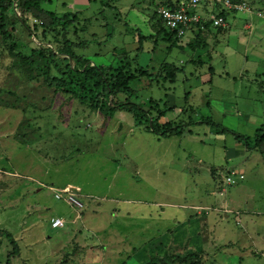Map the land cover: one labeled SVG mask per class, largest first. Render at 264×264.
<instances>
[{"label": "rangeland", "instance_id": "rangeland-1", "mask_svg": "<svg viewBox=\"0 0 264 264\" xmlns=\"http://www.w3.org/2000/svg\"><path fill=\"white\" fill-rule=\"evenodd\" d=\"M244 1L254 12L264 14V0ZM61 2L70 5L72 11L82 13L84 24H77L76 29L75 18L65 36L73 43H76V30L86 26L85 19L95 14L103 19L102 29L107 34L113 29H125L127 34L113 33L107 44H95L94 48L98 47L100 52L123 48L129 43L128 32L134 27L143 33L147 29L127 6L137 9L144 2L151 15L161 5L158 0H117L107 7L99 0H50V8L59 12ZM17 12L5 13L4 33L0 31V231L11 235L18 250L17 257L10 259L9 264H123L127 261L126 264H138L141 259L160 256L158 243L164 245L165 239L169 242L174 234L169 227L178 221L180 213L188 219L195 217L189 207L203 205L195 199L198 193L213 187L210 178L215 172V190L212 189L215 199L205 204L210 214L232 192L243 193L246 189L254 195V201L248 205L256 203V209L264 212V144L257 151L244 152L240 148L235 152L234 158L247 166L244 180L218 197L225 170L231 166L224 162L223 151L236 143L231 135H215L214 128L201 124L189 127L192 136L164 140L143 131L147 117L134 121L123 112L106 117L93 108L79 105L71 96L56 90L52 81L42 78L46 70L48 76L58 77V70L64 71L67 65L64 57L56 54L62 45L60 30L41 36L40 29L32 27L30 16ZM20 16L28 31L18 23ZM228 17L240 18V22L248 19L247 23L252 25L249 28H244V24L236 28L231 18L227 20L228 31H236V38L245 40L246 44L236 43L235 38L228 39L221 46V57L213 58L216 72L212 83L208 81L204 89L193 92L191 87L199 82L193 74L188 83L174 87L172 99L182 103L190 92L187 114L182 116H190L191 122L209 119L252 143L256 126L254 120L245 121V117H260L264 123V97L260 96L264 83L259 86L260 77L254 79L249 73L257 68L264 70V20L250 14ZM254 22L259 23L257 31H254L257 25ZM40 52L56 55L46 64ZM182 59L185 56L177 54V60ZM184 70L188 71V67ZM70 76L75 80L74 75ZM246 78L251 79L259 93L250 105L243 97L248 88H238ZM140 79L137 77L129 87L136 94L137 104L154 118L165 109L159 111L154 107L153 103L159 100L157 94L151 85L147 91L146 82ZM195 92L199 93L193 101L191 96ZM117 98L122 101L125 96ZM236 110L240 113L237 116ZM164 118L159 119V124L180 123L174 111ZM63 183L76 187L79 195H90L85 196L88 201L85 205L82 203L83 209L75 210L52 198L47 188ZM78 199L84 201L81 197ZM163 204L174 208L166 209ZM224 210L221 212L226 214ZM158 212L172 215L164 214L161 221L153 219ZM221 212L210 222V232L202 230L200 239L192 236V232L187 245L198 240L201 244H215L217 249L211 255L217 250L222 253L220 264H264V222L258 229L247 227L244 238V231L240 230L244 228L243 219L239 228L233 222V215L222 220ZM227 212L232 213L228 209ZM76 213L80 217L71 224ZM143 213L153 215L148 219ZM50 217H61L66 226L51 230ZM196 224L190 226L196 227ZM163 228H169L170 233L162 231ZM174 236L178 239V235ZM249 239L256 244L252 245ZM10 250L0 237V264H5ZM190 250L187 253L197 252L192 244ZM206 264L212 263L207 260Z\"/></svg>", "mask_w": 264, "mask_h": 264}, {"label": "crops", "instance_id": "crops-1", "mask_svg": "<svg viewBox=\"0 0 264 264\" xmlns=\"http://www.w3.org/2000/svg\"><path fill=\"white\" fill-rule=\"evenodd\" d=\"M47 1L48 2L46 3L49 4L47 6H46V3H43V2L40 3L39 5L40 10L45 11V12L55 13L57 15H61L64 13H70V14L75 15L76 16V29H77V24L79 25L82 23L83 17H82V13H80L79 10L72 11L71 9L72 7L70 5L68 4L66 5L64 2H61L58 5L60 8L59 12H57V10H53L50 8L52 5L50 4V0H47ZM99 1L102 6L107 7L109 4L115 3L117 0H99ZM158 1L161 3H164V2L173 3L174 2L171 0H158ZM140 4H141L140 7L138 6L137 9H135L132 6L130 7L127 6V9L133 12L134 16L138 18L139 23L147 27L144 33L137 32L136 29H134L135 28L134 27L133 29H131V32H128L129 36L127 37V40H129V43H125L123 48H120V49L111 48V49H108V51L106 52H100L98 47L94 48L95 44L97 43L107 44L106 42L109 39L110 40L112 39L113 33H117L118 35H121V34L125 35L127 33L125 32V29L121 27L117 29L116 31L113 29L112 32L107 34L106 31L102 29L105 25L103 19L99 18L98 15L95 14L91 18L85 19L86 26H82L81 29L76 30V42L86 43V47L84 49H76V56L81 57V59L86 60L87 62H89L91 66H95V67H102V68L112 67L116 69L118 67L123 66L126 70H128L131 73L135 69L145 72L146 75L149 76V78L141 77L140 80L146 82V87L148 88L147 91H149L150 85H151V87L156 92L157 95L155 96L159 99L158 102L155 103L157 106V110L162 111L163 109H165L163 110L164 113L166 112L164 114V117L167 114H172V112L174 111L176 112L177 116H179L180 118V120L178 121L182 123H186L188 120H191V117L190 116L186 117L182 115L187 114V111H185V109L187 105L186 102H188V99L190 98V95H189L190 92L189 93L187 92V97H183V100L181 103L178 101V99H175V100L172 99L173 93H174V87H176L177 85H181V84L185 85L186 83H188L187 81H190V78L193 76V74H195L196 76L194 79L199 80V82L194 84L193 87H191L193 89V92L198 91L200 89H204L205 83H207L208 81H210V84L212 83L214 72H216L214 68L215 62H213V58L221 57V54H222L221 46L226 44V41L228 39H232V38H235L236 43H239L241 45L246 44V41L245 40L239 41L236 38V34H235L236 31L234 32L228 31L229 23H227L228 27L224 28L223 30L215 31V30L207 29L205 33L199 34L196 37H193L192 35H188L186 46L179 47L175 43L172 44V40L168 41V39L163 37V35L158 32L159 25L156 22V18L153 16V14H151L152 16L149 15L148 6L146 3L143 2ZM56 9H57V6H56ZM230 15L231 14H229L228 16ZM237 16L238 15H236V17ZM229 18H231L232 21L235 22L236 28L241 27V25L243 24L245 25L244 28H249L250 26H252L247 23L248 19L246 18L241 19L242 21L240 22L239 20L240 18L227 17L226 21ZM82 24H84V22ZM121 24L122 26H124V23L121 22ZM126 25L127 24H125V26ZM254 25H255L254 31H257V26L259 25V23L254 22ZM74 53H75V50H74ZM156 54L158 55L156 56ZM177 54L184 55L185 59L177 60ZM192 61H195L193 63L198 68L197 70L196 68L193 67L191 63ZM246 61H247V58L245 57L244 63H246ZM126 63H128V65ZM262 63L264 64V59H262ZM163 65H170L172 66V68H174V70H176L173 73H171V75H169V77H173L172 82L168 81V79H164L165 73L163 72V69H162ZM187 67H188V71L184 70ZM242 68L244 69V67ZM209 69H211L210 73H209ZM222 72H224L223 69H222ZM203 73H205L206 76L202 75ZM249 73H250V76H252L254 79L257 77H260L259 81L261 82H259L258 84L259 86L263 85L264 81L261 80V78L264 80V76H263L264 70L263 69L261 70L260 68H257L253 72L252 70H250ZM224 75L225 77H227L226 72H224ZM238 75L241 77V74H238ZM204 76H205V79L206 78L208 79L205 80ZM232 82L236 83L235 81H232ZM210 84L208 83L207 85H210ZM238 85H239L238 88L244 87V90L248 88V93H246V95H243L244 102L248 103L249 105L251 104V102L255 103V101L253 100L254 99L256 100V98L259 96L258 95L259 93L257 92L258 91L257 86H252L251 79L246 78L243 82H241V84H238ZM196 93L198 94L199 92H195V94L191 96V100L193 101L195 100ZM207 93H208V90H207ZM260 93H261L260 96L264 97L263 95L264 91H261ZM188 109L191 112V108L188 107ZM238 113L239 112L236 110V113H235L236 116L238 115ZM164 117L160 119H165ZM247 120L248 121L254 120L253 124H255L256 126L254 128V136H255L256 130H258L261 126H263L264 123L262 122L260 117L255 118L254 116H246L245 121ZM192 122H196V120L192 119ZM187 130L191 131L189 128ZM236 143L233 142L230 148L225 149L223 151L224 157L226 158L224 162L227 161L231 164V166L229 168L227 167L225 171L228 172L230 170H236V171L241 172L243 175V179L241 181H243L244 180V169L247 166H245V163H242V160L239 161V158L237 157L234 158L235 152L239 151L240 148L243 149V147L239 143L238 144ZM243 151L246 152L244 149ZM233 162H236V163L233 164ZM252 168L255 169L254 167ZM215 176H216V172L213 173V176L211 178L209 177L211 179L210 184L213 187L206 188L202 192L198 193L195 199L196 201L202 202L204 206L201 205V207L200 206L189 207V208H192L191 210L194 212V215H195V217H192L191 219H188V217H186L183 213L179 212L180 215L178 217V221L177 222L173 221L172 223L173 226L169 227V228H173V232H174V234H172L173 236L172 235L170 236L169 242L165 239L164 245L162 243H158L159 247L157 249L158 250L161 249L159 251L160 256H157L154 258H164L168 256L182 257L190 253H198L201 256V260H202L201 264H206L207 260H210L212 264H220L218 263V260L220 259V255L222 256V253L219 254L217 250L213 256L211 255L213 251L217 249L215 244L213 245L209 243L201 244L199 243V240H198L197 243H189L190 245H187L189 238L195 235L197 239H200V233L202 230H206L207 232H210L212 230V228L210 227L211 226L210 222L214 221L215 217L217 218L216 215H218L219 212L222 211V209H225L224 212L225 211L227 212V209L232 212V213H226V214L221 212L222 220L227 219L228 217L233 215L234 224L238 226L239 228H241L242 225L240 221L243 219L244 228L240 230L244 231L242 232V235L244 238L247 237L246 235L247 227H250V229H253V228L258 229L260 227V224L264 222V212L256 209V203H253L252 204L253 206L251 205L252 207L248 205V203L250 204V202L254 201L253 200L254 195L251 192H249L247 189L243 191V193L249 194V195H242L243 194L242 192H238L236 194L235 192H232L229 195L228 199H226L223 203H221L219 207L215 206V209L217 211L214 212L213 214H210L208 212V207H205V204L212 203L211 201H214L215 199L214 193L212 191V189L215 190V186H214ZM238 183H236L235 185H237ZM65 185H68V184L63 183V185L52 187V188H61ZM85 196H90V195L82 194L80 196L82 200H84L82 201L83 205H85V201H88L85 199L86 198ZM163 206L166 209L174 208L173 205L163 204ZM143 214L148 219H150L151 216L153 215L152 213H151L152 215L148 213H143ZM164 214L165 212H158V214L153 215V219L155 218L156 220L161 221ZM165 215L169 217L170 215H172V213L168 212V214H165ZM79 217L80 216L76 213V216L73 218V220L70 223L72 224L75 221V219L78 220ZM53 218L61 219L64 222V227L66 226V222L61 217H53ZM194 224H196V227L190 226ZM169 228L168 229L163 228L162 231L170 233ZM190 234H192L191 237H190ZM174 235H178V239H176ZM250 242L252 245L256 244L255 241L252 242L250 240ZM191 244L192 246L196 248L197 252L192 251L190 253H187L188 251H191L190 250ZM166 252H170L169 255H166ZM146 261L147 260L143 261L141 259L138 264H144ZM126 263H128V261ZM126 263H123V264H126Z\"/></svg>", "mask_w": 264, "mask_h": 264}, {"label": "trees", "instance_id": "trees-1", "mask_svg": "<svg viewBox=\"0 0 264 264\" xmlns=\"http://www.w3.org/2000/svg\"><path fill=\"white\" fill-rule=\"evenodd\" d=\"M46 3L47 0H0V31L4 33L3 16L5 13H9V10L20 13V15H28L29 18H33L41 22V25H32L35 30L40 29V35L44 36L46 32H55L60 30L62 45L57 50L56 54L64 57L66 67L64 71L58 70V77L48 76L47 70L42 74L44 81H52L56 90L65 95L71 96L79 105L93 108L101 112L106 117H111L116 112H123L130 115L134 121L139 118L146 119V125L143 127L145 133L156 135L161 139H169L172 137L181 138L182 136H192V132L187 130L189 127L196 125H210L214 128L215 135L232 136L234 141L239 143L243 149L247 152L252 150H259L258 148L264 144V125L256 130V135L252 143H248L247 139L241 135L231 132L221 126L214 124L209 119H201L198 122H191L188 120L186 123H163L159 124V119L164 117V112L157 113L156 117L151 118L148 113L142 108V105L137 104V97L134 91L129 87V84L137 77H148L145 72L135 69L132 73L126 70L123 66L116 69L112 67L102 68L91 66L89 62L76 56L74 50L84 49L86 47L85 42L73 43L65 38L68 29L72 28L76 16L70 13H64L57 15L55 13L45 12L40 10V3ZM170 4V2H169ZM17 12V13H18ZM156 22L159 25L158 32L163 35L168 41L172 40V37L163 28L161 22L156 17ZM46 22L44 23V18ZM18 23L26 31L28 28L25 26L21 16L18 18ZM35 34V33H34ZM172 44L174 41L172 40ZM40 54L47 61L54 59L56 54L44 52ZM70 63V65H69ZM128 65V63H126ZM128 67V66H127ZM57 69V68H56ZM163 72L165 73L164 79L172 82L173 77H169L173 73L174 68L170 65H163ZM70 75L75 76V80H72ZM119 95H124L125 98L118 100ZM150 101L148 102V104ZM153 105L156 104L153 103ZM0 237H3L8 246L10 252L7 253L5 264H9V260L17 257V246L7 232L0 231ZM201 256L198 253H190L182 257L168 256L164 258H150L144 264H201Z\"/></svg>", "mask_w": 264, "mask_h": 264}, {"label": "built area", "instance_id": "built-area-1", "mask_svg": "<svg viewBox=\"0 0 264 264\" xmlns=\"http://www.w3.org/2000/svg\"><path fill=\"white\" fill-rule=\"evenodd\" d=\"M154 13L179 47L186 46L188 35L196 37L205 33L207 29L223 30L227 27L226 19L229 14L233 16L250 14L264 20V14L251 10L244 0H176L170 4L161 3ZM30 21L32 25H41V22L33 18ZM242 179L243 175L239 171L226 172L218 187L217 195L223 196L228 188ZM47 190L55 201L63 202L75 210L83 209L82 202L78 199L81 195L78 194L77 188L65 185L61 188L48 187ZM48 226L51 230L62 229L64 222L59 218H51Z\"/></svg>", "mask_w": 264, "mask_h": 264}]
</instances>
